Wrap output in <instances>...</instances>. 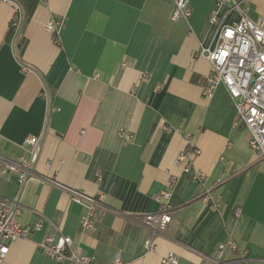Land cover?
Segmentation results:
<instances>
[{
  "label": "crops",
  "instance_id": "0c3cea01",
  "mask_svg": "<svg viewBox=\"0 0 264 264\" xmlns=\"http://www.w3.org/2000/svg\"><path fill=\"white\" fill-rule=\"evenodd\" d=\"M188 3V19L172 21L170 0H0V197L20 198L22 224L43 219L0 264H53L38 243L57 231L93 264L116 252L122 264H161L170 251L178 264H207L227 239L264 264V169L224 87L202 94L210 64L197 54L216 44L212 13L261 22L264 0ZM51 18L57 31L45 28ZM184 132L200 149L188 172L176 163ZM28 136L38 177L19 184L2 160L25 154ZM66 189L104 194L93 229L80 228L88 209ZM163 189L172 219L146 250L149 231L129 216L155 211ZM206 190L218 207L202 200Z\"/></svg>",
  "mask_w": 264,
  "mask_h": 264
},
{
  "label": "built area",
  "instance_id": "2783aa9c",
  "mask_svg": "<svg viewBox=\"0 0 264 264\" xmlns=\"http://www.w3.org/2000/svg\"><path fill=\"white\" fill-rule=\"evenodd\" d=\"M170 2L172 4L170 19L187 20L190 15L188 0ZM234 7L236 4L230 9ZM209 22L218 26V37L213 47L201 46L197 53L210 64V72L202 83V94L211 96L218 86L224 87L227 97L237 111L238 118L234 124L242 125L248 130L249 146L264 169V19L261 22H254L241 12L236 20L227 23L224 13L221 15L212 13ZM59 26L58 18H51L45 24L49 32L57 31ZM176 130L180 131V128ZM183 134L187 145L177 154L176 163L182 171L188 172L192 170L194 159L200 154V149L192 143L189 132ZM118 135L123 141H131L134 137L127 129H120ZM36 142L37 136L26 137L20 144L25 154L15 160H2L5 169L17 175L19 184L38 177L33 168L37 158ZM192 177L201 182L204 175L196 171L192 173ZM66 190L74 201L88 209L80 219V228L93 229L97 212L107 208L104 194L87 195L75 189ZM154 198L158 202L155 211L129 216L132 222L149 231V236L144 241L146 250L154 248L155 235L165 229L172 219L170 189L161 190ZM202 200L212 208L219 205V195H213L209 190L203 193ZM22 206L19 197L11 199L0 197V263L6 256L11 242L28 239L33 231L42 226L41 217L31 225L19 222L17 218ZM38 248L53 264H63L65 260L74 264H93V256L74 247L72 238L59 231L55 234L48 233L38 243ZM111 264H122L119 252L114 254ZM161 264H178V256L170 251L161 258ZM207 264L250 263L247 251L239 250L232 239H227L217 244L214 255L209 258Z\"/></svg>",
  "mask_w": 264,
  "mask_h": 264
},
{
  "label": "snow or ice",
  "instance_id": "6c2138e0",
  "mask_svg": "<svg viewBox=\"0 0 264 264\" xmlns=\"http://www.w3.org/2000/svg\"><path fill=\"white\" fill-rule=\"evenodd\" d=\"M225 55H227V54L225 53Z\"/></svg>",
  "mask_w": 264,
  "mask_h": 264
}]
</instances>
